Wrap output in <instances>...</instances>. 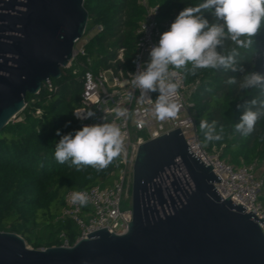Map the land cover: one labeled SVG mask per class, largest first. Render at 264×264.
<instances>
[{
	"label": "water",
	"instance_id": "obj_1",
	"mask_svg": "<svg viewBox=\"0 0 264 264\" xmlns=\"http://www.w3.org/2000/svg\"><path fill=\"white\" fill-rule=\"evenodd\" d=\"M84 0H0V132L58 80L86 35ZM179 129L142 144L133 167L126 233L95 231L72 247L32 249L0 231V264H264V233Z\"/></svg>",
	"mask_w": 264,
	"mask_h": 264
},
{
	"label": "trees",
	"instance_id": "obj_2",
	"mask_svg": "<svg viewBox=\"0 0 264 264\" xmlns=\"http://www.w3.org/2000/svg\"><path fill=\"white\" fill-rule=\"evenodd\" d=\"M147 2L159 7L157 19L160 25H168L163 28L166 31L181 10L201 0ZM84 7L89 16L86 34L97 26L102 28L93 34L84 46L85 54L78 58L84 68L80 67L78 75L73 74V69H63L60 79L52 80L56 91L43 90L38 96L28 95L26 107L19 113L23 118L10 122L0 132V231L20 235L34 249L61 246L62 231L74 244L75 224L55 221L65 206L66 193L110 184L121 169L120 157L98 172L91 167L77 171L70 161L60 164L54 156L61 136L82 128L73 112L81 106L84 70L95 73L110 68L131 70L138 43L137 29L145 15L140 0H84ZM204 16L210 23L215 21L211 12H205ZM253 41L251 48L238 50V66L243 72L201 69L196 75H188L179 70L188 83L199 81L192 100L200 141L210 151L216 147L221 158L235 166L264 163V117L247 137L235 131L243 112L238 105L253 98L264 100V93L259 89L240 90L237 85L225 83L232 76L240 80L246 73L264 72V25ZM233 46L230 41L225 42V50ZM121 49H124L125 63H114ZM201 118L218 121V130L220 126L224 129L223 138L206 141L199 128ZM57 130L61 136L56 134Z\"/></svg>",
	"mask_w": 264,
	"mask_h": 264
},
{
	"label": "built area",
	"instance_id": "obj_3",
	"mask_svg": "<svg viewBox=\"0 0 264 264\" xmlns=\"http://www.w3.org/2000/svg\"><path fill=\"white\" fill-rule=\"evenodd\" d=\"M140 4L145 10V15L137 29L138 43L132 69L124 71L121 68L114 71L110 68L97 73L89 69L84 70L81 76V106L74 111L93 112L94 116L78 119L73 112V117L81 123L82 127L105 121L115 123L121 128L125 133V150L120 156L121 169L109 186L102 187L99 184L87 189L68 191L65 195V206L55 221H72L78 227L79 234L75 243L87 238V235L105 228L109 233L118 235L126 233L129 223L133 219L130 192L132 190L133 167L139 147L147 141L179 128L191 151L205 165L210 166L211 164L215 175L222 180L215 183V189L223 200L232 195L230 199L235 205L241 204L247 208L245 213L252 212L257 218L264 219V202L260 200L261 192L264 189V176H258L256 164L235 166L222 159L216 147L211 151L208 150L198 137L197 112L192 97L199 81L188 83L183 73L178 70L179 75L176 78L180 83L178 101L182 107L175 118L164 121L156 119L152 111L154 100L159 93H150V100L142 98L140 91L132 87L130 73H135L139 65L148 61L151 46L158 44L160 35L165 32L163 28L168 27L167 24L162 26L158 22V6L149 5L147 0H140ZM101 29V26H97L91 32L96 33ZM84 37L81 39L83 40L81 48H75L73 59L64 68L73 69L74 75L79 74L80 67L84 68V64L79 62L78 58L85 54L84 46L91 38L85 39ZM117 61L125 63L124 49L118 52L114 63ZM75 65L76 67L73 68ZM42 88L51 92L57 89L52 80L44 82ZM117 108L126 109L127 115L117 118L114 111ZM39 114L40 112L37 111V115ZM73 191L87 192L88 204L83 207L73 204L71 202ZM125 202H129V205L122 208ZM259 225L264 233V223L259 222ZM59 237L62 247H72L75 244L70 243L64 231L60 233Z\"/></svg>",
	"mask_w": 264,
	"mask_h": 264
},
{
	"label": "clouds",
	"instance_id": "obj_4",
	"mask_svg": "<svg viewBox=\"0 0 264 264\" xmlns=\"http://www.w3.org/2000/svg\"><path fill=\"white\" fill-rule=\"evenodd\" d=\"M205 12H211L215 21L210 23L204 16ZM262 25L264 0H201L194 6L185 7L170 28L160 35L158 44L151 46L148 61L139 65L135 73H130V83L140 91L142 98L151 100L149 94L158 92L152 108L154 116L160 121L173 119L182 107L178 101V70L188 75H196L201 69L243 72V68L238 66V50L252 47L253 37ZM226 41L234 46L225 50ZM225 83L237 85L240 90L259 89L264 93V72L246 73L240 80L232 76ZM238 107H242L243 112L235 124V131L247 137L255 130L257 121L264 117V100L253 98ZM114 111L117 118L127 115L126 109ZM74 114L78 119L94 116L93 112L82 113L80 110ZM217 125L216 120L209 122L201 118L199 128L206 141L223 138V126L218 130ZM56 134L61 136L59 130ZM124 141L125 133L115 123L104 121L84 125L74 133L61 136L54 156L60 164L70 161L77 171L91 167L99 172L122 155ZM71 202L86 206L88 193L73 191Z\"/></svg>",
	"mask_w": 264,
	"mask_h": 264
},
{
	"label": "rangeland",
	"instance_id": "obj_5",
	"mask_svg": "<svg viewBox=\"0 0 264 264\" xmlns=\"http://www.w3.org/2000/svg\"><path fill=\"white\" fill-rule=\"evenodd\" d=\"M94 34V32H90L89 34H86V37H84L85 39H87V38H90L91 36L90 35H93ZM82 44H83V40H81L80 42H78L77 44H76V46H75V48L76 49H79V48H81V46H82ZM36 114H37V112H36ZM23 118V114H18L17 115V117L15 118V119H13V121L12 122H17V121H19V120H21ZM257 166V174H258V176L260 175V176H264V163H261V164H257L256 165ZM109 185H111V183L109 184V183H106V184H102L101 186L102 187H106V186H109ZM131 186V185H130ZM132 187V186H131ZM130 187V188H131ZM132 189V188H131ZM131 192H132V190H131ZM131 192H130V196H131ZM260 200H262L263 202H264V189L262 190V192H261V195H260ZM130 202V201H129ZM129 202H125L124 204H123V206H122V208H126L128 205H129ZM74 230H75V234L78 236V234H79V229H78V227L75 225V227H74ZM78 233V234H77ZM29 248H32V249H34L31 245H27Z\"/></svg>",
	"mask_w": 264,
	"mask_h": 264
}]
</instances>
